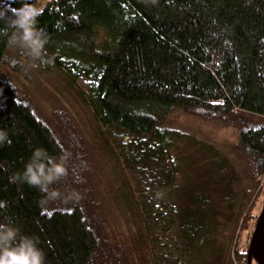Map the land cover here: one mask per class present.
<instances>
[{"label": "trees", "instance_id": "trees-1", "mask_svg": "<svg viewBox=\"0 0 264 264\" xmlns=\"http://www.w3.org/2000/svg\"><path fill=\"white\" fill-rule=\"evenodd\" d=\"M21 4L22 0L0 3L5 13L0 17V129L12 141L0 146V202L7 205L0 208V222L10 219L22 233L38 237L45 264H136L134 241L109 235V214L95 190L86 140L70 115L61 109H41L2 71L4 66L19 73L22 69L7 53L13 30L11 8ZM42 4L38 26L50 37L46 48L54 70L69 82L71 74L88 79L86 103L96 121L135 138L138 147L132 149L141 150L143 159L150 151L161 156L171 187L178 163L170 148L176 140L190 142L169 125L173 110L235 128L237 149L244 151L249 176L263 177L264 0H158L157 4L45 0ZM37 147L53 156L67 150L78 155L85 168L79 172L70 163L69 176L50 186L60 193L54 199L26 183L9 182V176L23 172ZM211 161L221 164L217 157ZM68 192L78 193L79 199H69ZM262 195L260 188L257 198ZM252 217L250 206L240 231ZM206 230L200 229L191 240L183 238L180 258L170 264H196L189 258L194 239L210 252ZM247 250L248 245L230 247L226 264L234 260L246 264Z\"/></svg>", "mask_w": 264, "mask_h": 264}, {"label": "rangeland", "instance_id": "rangeland-1", "mask_svg": "<svg viewBox=\"0 0 264 264\" xmlns=\"http://www.w3.org/2000/svg\"><path fill=\"white\" fill-rule=\"evenodd\" d=\"M44 1L32 0L38 6ZM7 53L18 59L22 68L19 73L2 67L10 80L41 109L66 111L85 138L87 158L94 166L95 190L109 214V235L134 241L139 257L136 264H170L180 258L181 240H191L200 229H207L210 252L194 239L189 258L196 264H226L230 247L234 249L239 244L247 248L263 203L264 195L257 196L260 188L264 189V175L260 180L249 176L244 151L237 149L235 128L171 111L169 125L190 140H176L170 148L178 163L171 187L161 156L150 151L143 159L141 150L132 149L137 146L135 138L96 121L86 103L88 79L71 74L73 81L69 82L64 74L54 70L53 58L54 65L27 68L18 49L11 47ZM212 157L221 164L212 162ZM70 163L77 171H85L78 155L71 154L68 166ZM71 178L77 181L74 175ZM250 206L255 217L240 231ZM123 248L126 252L127 248ZM118 252L121 254L122 250ZM234 264L240 263L234 260Z\"/></svg>", "mask_w": 264, "mask_h": 264}, {"label": "clouds", "instance_id": "clouds-1", "mask_svg": "<svg viewBox=\"0 0 264 264\" xmlns=\"http://www.w3.org/2000/svg\"><path fill=\"white\" fill-rule=\"evenodd\" d=\"M149 2L157 4L158 0ZM43 11L42 3L38 6L29 0H22L19 8H11L10 24L13 30L8 44L20 51L27 61V68H39L52 63V57L48 55L46 48L50 37L44 28L38 26ZM4 15L0 11V17ZM6 143L10 145L12 141L8 133L0 129V146ZM70 156L71 153L67 150L53 156L46 149L37 147L26 162L23 172L9 176V182L26 183L46 193L49 199H54L60 193L50 190V186L67 177ZM68 196L69 199H79L76 192L69 193ZM6 206V202H0V208ZM45 261V252L39 246L38 237L22 233L20 227L10 219L0 222V264H45Z\"/></svg>", "mask_w": 264, "mask_h": 264}, {"label": "water", "instance_id": "water-1", "mask_svg": "<svg viewBox=\"0 0 264 264\" xmlns=\"http://www.w3.org/2000/svg\"><path fill=\"white\" fill-rule=\"evenodd\" d=\"M246 259V264H252V260L256 264H264V198L250 237Z\"/></svg>", "mask_w": 264, "mask_h": 264}, {"label": "snow or ice", "instance_id": "snow-or-ice-1", "mask_svg": "<svg viewBox=\"0 0 264 264\" xmlns=\"http://www.w3.org/2000/svg\"><path fill=\"white\" fill-rule=\"evenodd\" d=\"M49 215H51V213H49Z\"/></svg>", "mask_w": 264, "mask_h": 264}]
</instances>
